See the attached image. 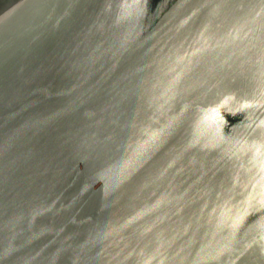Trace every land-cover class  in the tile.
Returning a JSON list of instances; mask_svg holds the SVG:
<instances>
[{"label": "water", "instance_id": "obj_1", "mask_svg": "<svg viewBox=\"0 0 264 264\" xmlns=\"http://www.w3.org/2000/svg\"><path fill=\"white\" fill-rule=\"evenodd\" d=\"M0 264H264V0H0Z\"/></svg>", "mask_w": 264, "mask_h": 264}]
</instances>
